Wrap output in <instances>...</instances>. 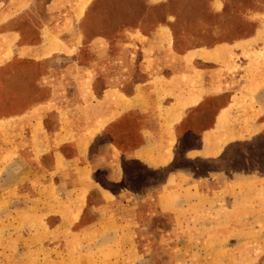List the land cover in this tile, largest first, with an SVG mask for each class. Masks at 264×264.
Here are the masks:
<instances>
[{"label":"crops","instance_id":"1","mask_svg":"<svg viewBox=\"0 0 264 264\" xmlns=\"http://www.w3.org/2000/svg\"><path fill=\"white\" fill-rule=\"evenodd\" d=\"M90 1L0 0V68L20 61L43 66L37 80L47 88L44 98L4 119L9 128L22 131L16 141L26 167L20 184L52 196L53 215L45 222L37 219L40 234L29 232L42 236L38 242L45 241L44 230L54 235L53 241L61 240V233L87 240L97 225L100 231L92 239L108 238L102 224L127 223L100 214L107 203L119 200V193L128 192L122 184L126 164L134 160L147 168H169L186 134L195 138L184 156L211 160L221 159L232 142L264 135L263 17H256L250 36L185 50L177 48L167 23L148 32L131 28L133 56L127 70L115 65L104 74L97 57L83 61L76 56L84 40L78 23ZM24 19L34 28L28 40ZM235 65L238 70L233 71ZM222 67L231 73H226L227 82L220 80ZM221 97L224 101L214 107L210 122L198 128L205 121L199 123L201 114ZM98 171L105 181L121 183L119 188L102 185ZM176 172L168 170L156 189L165 214L173 215L177 205L171 199V175ZM223 172L216 167L208 177L178 182L181 212L191 221H223L212 235L228 248L257 250L255 261L264 264V167L258 174L235 171L228 178ZM61 208L68 213L59 214ZM87 209L95 215L82 221Z\"/></svg>","mask_w":264,"mask_h":264},{"label":"rangeland","instance_id":"2","mask_svg":"<svg viewBox=\"0 0 264 264\" xmlns=\"http://www.w3.org/2000/svg\"><path fill=\"white\" fill-rule=\"evenodd\" d=\"M258 15L264 18V0H91L78 23L84 40L76 56L83 61L97 57L99 69L104 74H110L115 65H120L122 72L128 68V57L133 56L130 52L133 46L128 40V30L131 28L141 27L148 32L158 24L167 23L177 48L185 50L194 46L234 42L250 36L255 32V19ZM32 20L35 22L38 19ZM24 21L28 23L27 19ZM27 23L24 24L26 40L31 38L34 31L33 26ZM261 51L264 57V45ZM223 69L220 80L227 82L225 78L229 76L226 73L230 71ZM232 69L238 70L237 65ZM42 70L43 66L31 61H20L0 68V262L261 264L255 261L257 250L246 252L244 246L231 249L212 235L215 227L222 229L223 221H191V216L182 214L178 205L181 191L177 187L178 182L188 176L196 179L210 176L216 167H222L225 176L235 171L258 174L264 167V135H251L248 139L232 142L225 147L221 159L211 160L184 156L185 148L193 144L195 138L186 134L184 140L175 147L177 157L169 168H147L134 160L127 163V174L122 184L128 192L119 193V200L107 203L100 213L127 223L102 224V231L109 233L108 238L92 239L100 231L98 225L97 231L88 232L87 240L68 238V235L61 233L62 239L53 241L51 238L54 235L48 236L45 230L42 233L44 242L36 240L39 235L30 236L29 232H42L41 227L36 226L37 219L45 222L53 215L52 196L40 193L42 188L34 193L27 188L30 184H20V172H25L26 167L20 161L16 141L22 131L9 128L4 119L14 117L45 97L47 88L41 87L37 80ZM223 101L222 97L212 101L206 108L208 112L200 116L199 123L202 124L203 119L204 123L196 126L201 128L208 124L214 107ZM168 170L179 172L171 175V199L177 202L172 208L173 215L163 213L157 204L159 191L156 189L166 180ZM96 177L102 185L113 191L121 185L105 181L102 171H98ZM94 196L91 194L92 199ZM58 212L66 215L68 210L61 208ZM94 215L95 211L87 209L82 215V221ZM165 234H171L172 237L166 240ZM117 235H120L118 239ZM132 236L135 240L131 239ZM233 241L229 240V243ZM117 251L123 253L117 255Z\"/></svg>","mask_w":264,"mask_h":264}]
</instances>
